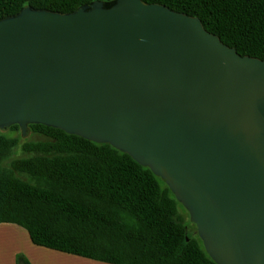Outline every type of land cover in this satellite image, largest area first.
<instances>
[{"label": "water", "instance_id": "obj_1", "mask_svg": "<svg viewBox=\"0 0 264 264\" xmlns=\"http://www.w3.org/2000/svg\"><path fill=\"white\" fill-rule=\"evenodd\" d=\"M42 125L149 168L216 264H264V61L142 0L0 19V131Z\"/></svg>", "mask_w": 264, "mask_h": 264}, {"label": "trees", "instance_id": "obj_2", "mask_svg": "<svg viewBox=\"0 0 264 264\" xmlns=\"http://www.w3.org/2000/svg\"><path fill=\"white\" fill-rule=\"evenodd\" d=\"M116 0H0V19L24 8L64 14ZM198 18L242 57L264 61V0H142ZM42 141L19 126L0 131V224L31 242L107 264H216L170 188L149 168L108 144L42 125ZM20 150L22 157L13 158ZM18 264H28L21 258Z\"/></svg>", "mask_w": 264, "mask_h": 264}, {"label": "crops", "instance_id": "obj_3", "mask_svg": "<svg viewBox=\"0 0 264 264\" xmlns=\"http://www.w3.org/2000/svg\"><path fill=\"white\" fill-rule=\"evenodd\" d=\"M21 258L28 264H107L38 247L31 242L25 229L14 224H0V264H18Z\"/></svg>", "mask_w": 264, "mask_h": 264}, {"label": "rangeland", "instance_id": "obj_4", "mask_svg": "<svg viewBox=\"0 0 264 264\" xmlns=\"http://www.w3.org/2000/svg\"><path fill=\"white\" fill-rule=\"evenodd\" d=\"M1 133H4L6 134L7 136L9 137H18L20 135L19 132H14V133H11L9 132V130L7 131H1ZM25 140H29V141H42L44 140L45 138L41 137V136H38V135H32L30 133V135H28L27 137H24ZM23 156V153L20 151V150H17L15 153H14V156L13 158H16V157H22Z\"/></svg>", "mask_w": 264, "mask_h": 264}]
</instances>
